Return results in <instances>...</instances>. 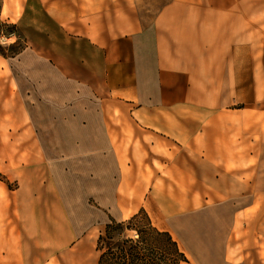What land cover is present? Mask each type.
<instances>
[{
  "label": "crops",
  "instance_id": "crops-1",
  "mask_svg": "<svg viewBox=\"0 0 264 264\" xmlns=\"http://www.w3.org/2000/svg\"><path fill=\"white\" fill-rule=\"evenodd\" d=\"M3 11L36 63L0 54V264H98L143 209L187 264H247L254 232L264 264V0Z\"/></svg>",
  "mask_w": 264,
  "mask_h": 264
},
{
  "label": "trees",
  "instance_id": "trees-1",
  "mask_svg": "<svg viewBox=\"0 0 264 264\" xmlns=\"http://www.w3.org/2000/svg\"><path fill=\"white\" fill-rule=\"evenodd\" d=\"M97 250L98 264L189 263L178 241L170 232L158 228L144 209L126 221L111 218L98 239Z\"/></svg>",
  "mask_w": 264,
  "mask_h": 264
},
{
  "label": "rangeland",
  "instance_id": "rangeland-1",
  "mask_svg": "<svg viewBox=\"0 0 264 264\" xmlns=\"http://www.w3.org/2000/svg\"><path fill=\"white\" fill-rule=\"evenodd\" d=\"M25 48H26V42L23 32L14 21L7 18L6 12L3 11L2 2L0 0V54L1 55L4 54L5 56L10 58H15L16 60H14V63L18 66V69L21 71L22 75L27 77L25 70L27 69L31 70L30 67H32V65L36 63V59H31L28 54H26L25 56H21ZM17 52H21V53L16 54ZM14 54H16L15 57H11ZM48 76H50V74ZM50 84L54 85L59 83L51 82ZM43 87L44 85L41 86L42 90ZM51 94H53V92H51ZM254 205L255 208H260L261 202L255 201ZM254 225L261 227L262 222L254 221ZM247 234H249V232H247ZM258 237L259 236L254 232L255 239L253 241L247 240L245 243L247 247V251H246L247 255L245 256V258H247V264H261L260 261L261 245L260 243H258ZM242 251L243 248L241 247L240 252Z\"/></svg>",
  "mask_w": 264,
  "mask_h": 264
}]
</instances>
